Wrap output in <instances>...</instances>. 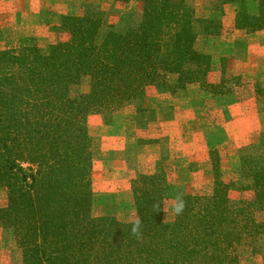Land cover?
<instances>
[{"label": "trees", "instance_id": "1", "mask_svg": "<svg viewBox=\"0 0 264 264\" xmlns=\"http://www.w3.org/2000/svg\"><path fill=\"white\" fill-rule=\"evenodd\" d=\"M138 1L139 20L124 32L106 30L100 15L88 10L62 17L64 41L0 52V224L14 231L24 264H241L262 253L260 170L253 173L260 193L255 201H231L217 179L210 196H180L172 187L141 191L134 182L130 222L92 214L88 117L122 107L146 87L167 88V75L176 77L178 88L201 82L210 66V57L195 49L190 8ZM259 1L258 18L251 17L246 32L264 30ZM236 17L249 16L243 9ZM84 79L88 92L72 98V87ZM142 179L165 185L160 177ZM177 198L184 210L165 222V202ZM137 218L139 238L130 231Z\"/></svg>", "mask_w": 264, "mask_h": 264}, {"label": "rangeland", "instance_id": "2", "mask_svg": "<svg viewBox=\"0 0 264 264\" xmlns=\"http://www.w3.org/2000/svg\"><path fill=\"white\" fill-rule=\"evenodd\" d=\"M63 1L58 25L39 35L41 43L49 34L54 36L47 45L38 46L34 35L26 37V46H13L8 40L0 52L29 46L46 49L66 40L67 34L58 30L64 16H82L89 10L100 15L106 30L124 32L142 12L138 0L129 4L116 0ZM218 1L172 0L176 6L183 2L193 11L195 49L210 57L201 82L178 88L176 77L167 75V88L146 87L122 107L88 117L95 218L130 222L135 213L132 190L136 185L141 191L172 187L180 196H210L217 179L233 202L255 201L260 194L254 192L253 173L264 171V72L253 57L263 56L264 51L249 47L255 32L244 28L258 18L260 1H248L245 5L249 11L257 13L241 18L237 14L226 16L222 10L226 4L221 6ZM42 2L46 12L52 11L49 0ZM88 90L84 79L72 87L70 96L77 98ZM149 176L163 178L165 185H146L141 178ZM174 204V200L165 202V222L173 220ZM4 205L5 192L0 190V208ZM261 244L262 253L245 256L241 264H264V239ZM0 264H24L14 231L1 224Z\"/></svg>", "mask_w": 264, "mask_h": 264}, {"label": "crops", "instance_id": "3", "mask_svg": "<svg viewBox=\"0 0 264 264\" xmlns=\"http://www.w3.org/2000/svg\"><path fill=\"white\" fill-rule=\"evenodd\" d=\"M49 1L52 4L50 5L52 11L46 12L42 0H0V46L5 45L8 40L11 41L10 44L13 46H26V37L34 35L33 40L36 41L38 46L47 45V41L49 43L54 36L49 34L47 39L41 43L39 35L58 25L57 20L63 14L62 2H64L63 0ZM248 1L257 3V0L234 2L226 4L222 7V10L226 16L231 17L241 12L242 9L246 11V14L254 16L257 12L249 11L248 6L245 5ZM252 38L255 41L249 47L254 48L257 46L259 52L264 51V31L252 33ZM261 56H254L253 58L260 72H264L262 67V65L264 66V55Z\"/></svg>", "mask_w": 264, "mask_h": 264}, {"label": "clouds", "instance_id": "4", "mask_svg": "<svg viewBox=\"0 0 264 264\" xmlns=\"http://www.w3.org/2000/svg\"><path fill=\"white\" fill-rule=\"evenodd\" d=\"M184 201L181 198H177L176 204H175V208L174 211L177 215H179L180 213H182V211L184 210ZM140 225L141 222L140 220L137 218L135 224L131 227V234L137 238L140 237Z\"/></svg>", "mask_w": 264, "mask_h": 264}]
</instances>
